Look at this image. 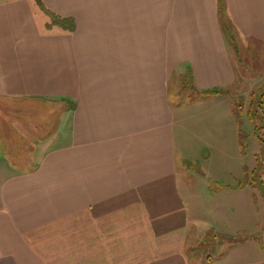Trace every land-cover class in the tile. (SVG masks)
I'll list each match as a JSON object with an SVG mask.
<instances>
[{
  "label": "crops",
  "instance_id": "0c3cea01",
  "mask_svg": "<svg viewBox=\"0 0 264 264\" xmlns=\"http://www.w3.org/2000/svg\"><path fill=\"white\" fill-rule=\"evenodd\" d=\"M220 6L264 47V0H0V264H264Z\"/></svg>",
  "mask_w": 264,
  "mask_h": 264
},
{
  "label": "rangeland",
  "instance_id": "374dc122",
  "mask_svg": "<svg viewBox=\"0 0 264 264\" xmlns=\"http://www.w3.org/2000/svg\"><path fill=\"white\" fill-rule=\"evenodd\" d=\"M243 43L239 42L235 48L231 47L230 43V55L236 70V82L228 92L232 98L233 108L237 109L238 113V119L234 118L237 123V133L242 141V164H245L247 168L245 177L249 181L254 178L255 183H258L259 181L264 182V143L260 141V138H264V129L255 132V123L248 120L247 110L251 98L257 93H264V47H253L246 42ZM214 165L215 170H218L219 159L215 160ZM250 169H254V172H250ZM258 190V194L261 195L262 192ZM262 211L264 220V207ZM207 245L208 241H204L198 247L204 249Z\"/></svg>",
  "mask_w": 264,
  "mask_h": 264
},
{
  "label": "trees",
  "instance_id": "16d2710c",
  "mask_svg": "<svg viewBox=\"0 0 264 264\" xmlns=\"http://www.w3.org/2000/svg\"><path fill=\"white\" fill-rule=\"evenodd\" d=\"M223 7L220 6V15H221V25H222V30L226 36V39L229 40L228 42L231 43V47L235 48V39L231 33V30L229 29V26L225 22V17H224V11ZM189 78V77H188ZM185 78L182 83H181V88H180V94H187L188 98L191 101H194L196 99H203L207 98L210 96H218V95H223L225 94V91L221 89H212V90H206V91H198L195 89L192 83V78L190 77L189 79ZM234 116L236 119H238V113L237 109L233 108ZM247 118L250 122L255 123L254 129L255 132L262 131L264 129V93H257L254 95L249 103V107L247 110ZM257 135V134H256ZM260 141L264 143V138H260ZM239 142L240 146L242 148V141L239 136ZM254 172V171H251ZM246 182H250V184H255L254 178L249 181L246 179ZM257 187L260 189V191L263 194L264 197V191L261 186V182L259 181L257 184ZM264 231V229H263Z\"/></svg>",
  "mask_w": 264,
  "mask_h": 264
}]
</instances>
